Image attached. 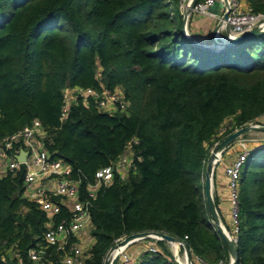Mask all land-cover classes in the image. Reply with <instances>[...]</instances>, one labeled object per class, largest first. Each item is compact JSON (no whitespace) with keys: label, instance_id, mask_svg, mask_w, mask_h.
Segmentation results:
<instances>
[{"label":"trees","instance_id":"1","mask_svg":"<svg viewBox=\"0 0 264 264\" xmlns=\"http://www.w3.org/2000/svg\"><path fill=\"white\" fill-rule=\"evenodd\" d=\"M245 1L264 14V0ZM179 2L0 0V138L39 122L84 191L129 143L135 152L129 176L116 174L94 202L86 264H104L118 238L143 231L175 236L209 264L230 262L205 204V170L229 119L239 128L264 116V34L203 49L185 35ZM76 86L122 90L129 104L110 113L80 98L62 119L63 90ZM23 181V169L0 176V248L20 254L0 252V264H33L28 250L46 230ZM238 206L236 264H264V146L241 170ZM169 256L145 252L138 264H180Z\"/></svg>","mask_w":264,"mask_h":264},{"label":"built area","instance_id":"2","mask_svg":"<svg viewBox=\"0 0 264 264\" xmlns=\"http://www.w3.org/2000/svg\"><path fill=\"white\" fill-rule=\"evenodd\" d=\"M193 1L180 0L179 10L184 15L190 9L187 21L192 13L216 19L217 27L214 37L222 46L226 45L230 38L254 28L264 31V14L255 12L248 5L243 7L242 0H197L194 5ZM216 2L222 4L219 13L210 10ZM224 14H227L226 18ZM63 98L62 119L67 116L71 105L80 98L86 103L91 99L95 100L99 108L110 113L124 110L127 106L120 94L108 88L98 91L93 87H66L63 90ZM226 125L234 127L231 121L226 122L220 129L219 136L222 134L220 132L225 133L229 129H224ZM43 137H45L44 128L39 122H34L0 138V176L23 169L24 197L34 202L46 214V230L43 239L28 250L31 262L33 264H86L90 248L85 251V243L87 240L94 239L91 234V209L94 202L97 201L101 188L109 185L116 174L123 178L129 176L132 168L135 167V152L132 144L129 143L116 160L95 172L94 182L88 184L84 191L82 176L74 178L73 167L69 163L60 158H53L44 144ZM134 142L138 143L137 140ZM250 151L251 148L243 145L240 155L224 168L230 188L231 218L234 227L233 238L229 235L235 244L239 230L238 180ZM22 152H27V155L25 160L20 161L18 156ZM220 157L221 153L217 157V162L221 159ZM63 209L67 210V215L58 221L57 217L62 214ZM126 237H120L115 241L105 256L104 264H138L145 252L159 253L154 243L144 250L139 249L136 253H129L127 250L135 242L147 237L160 240L161 238L155 234L137 238L122 245L121 242ZM9 250L15 257L20 255L19 250L14 251L11 248ZM194 258L200 264H209L198 256Z\"/></svg>","mask_w":264,"mask_h":264},{"label":"water","instance_id":"3","mask_svg":"<svg viewBox=\"0 0 264 264\" xmlns=\"http://www.w3.org/2000/svg\"><path fill=\"white\" fill-rule=\"evenodd\" d=\"M197 0L193 1V5L195 4ZM222 7V4L220 2H216L211 8L210 10L212 12H216L219 13L220 8ZM190 13V9L184 14V32L185 35L189 38L190 35L187 31L186 28V21H187V17L188 14ZM224 17H227V14H224ZM264 34L263 30H260L258 28H254L252 30L246 31L234 38H230L229 42L222 46L221 49L222 50L224 48L230 47L234 44H236L237 42L250 38V37H254V36H258V35H262ZM192 41L193 44L203 48V49H207V50H212V51H218L217 49H212L211 47H208V45L206 44H202L199 43L198 41L194 40V39H190ZM250 131H263L264 132V125H259V124H249V125H245L240 127L239 129H237L236 131H234L232 134L228 135L226 138H224L217 146L216 148L213 150V153L211 154L210 158L208 159L207 165H206V170H205V187H204V196H205V204L207 207V211L208 214L213 222V224L215 225L216 229L218 230V232L220 233L222 239L224 240V243L226 245V247L229 250L230 256H231V263L230 264H236L237 263V249H236V244L235 242L231 239V236L229 235V233H225V231L222 228L221 225V218L219 216V213L217 211L216 205H215V201L213 198V193H212V182H211V174H212V170L214 167V163L212 162L213 158H217L216 156L219 155L221 152H223L228 146H230L236 139H238L239 137H241L242 135L246 134L247 132ZM219 153V154H218ZM27 155V152L24 153L22 152L19 156L18 159L20 161L25 160V157ZM151 234H155L157 235L159 238L167 241V242H179V243H183L184 247L186 248V254L188 256V262L186 264H191V254L190 251L187 247V245L185 244V242H183L182 240H180L179 238L172 236L168 233L165 232H147V231H143V232H137V233H133L128 235L122 242V245H126L129 242L137 239V238H142V237H147V236H151ZM180 264H185V263H180Z\"/></svg>","mask_w":264,"mask_h":264},{"label":"rangeland","instance_id":"4","mask_svg":"<svg viewBox=\"0 0 264 264\" xmlns=\"http://www.w3.org/2000/svg\"><path fill=\"white\" fill-rule=\"evenodd\" d=\"M243 2V7L247 6V2L245 0H242ZM249 6V5H248ZM217 24V23H216ZM185 25L187 26V22L185 23ZM215 33V32H214ZM225 34V33H223ZM189 39H194V36H190ZM196 40V39H195ZM198 41V40H196ZM199 42V41H198ZM213 42H217L216 41V38L214 37V34H213V37L212 39L209 40V42L207 43H203V42H199V43H202V44H211ZM219 43V42H217ZM220 44V43H219ZM119 90V89H118ZM115 91V90H114ZM117 92L118 94H120L122 96V98L126 101L127 103V106L129 104V102L124 98V93L122 90H119V91H115ZM126 106V108H127ZM129 109V108H128ZM128 111V110H127ZM231 119H229L227 121V123H230ZM249 124H259V125H264L263 123H260L258 121H255V122H252V123H249ZM247 124V125H249ZM229 128V129H228ZM240 128V127H239ZM239 128H234L232 127L231 128V125H226L224 129H228L227 131H230L232 130L231 133H229L228 135L232 134L234 131H236L237 129ZM224 131V130H223ZM222 133V134H221ZM221 136L224 134L223 132H220ZM227 135V136H228ZM226 136V137H227ZM225 137V138H226ZM261 139L264 140V132L263 131H250V132H247L246 134L242 135L241 137H239L238 139H236L230 146H228L223 152H221V159L218 160L217 162V158L215 159V163H214V166H216L217 164L220 165V162L222 160H225L226 162H231L232 159L236 158L237 156L240 155L241 151L243 150V145H246L248 148L251 147V150L255 149V145H256V141H260ZM223 140V139H222ZM221 140V141H222ZM220 141V142H221ZM214 143L212 146H210V151H209V156H208V159L210 158L211 154L213 153V150L216 148V146L220 143ZM254 147H253V146ZM219 156V155H218ZM208 159H207V162H208ZM214 159V158H213ZM229 162V163H230ZM207 165V164H206ZM1 175V174H0ZM212 180V178H211ZM230 189V188H229ZM229 202H230V199H229ZM231 204V203H230ZM231 206V205H230ZM218 210V209H217ZM219 213V212H218ZM219 216L221 218V225L223 226V228L227 231V233H229L232 238L234 236V232H233V221H232V218H228L227 220L223 219V217H221L220 213H219ZM228 217V216H227ZM164 241V242H162ZM152 243H154V245H156V247L159 249V252L160 253H165L166 251H168L170 253V256L171 258H173L174 260H176L177 262H182V263H187V254H186V248L184 247L183 244L180 245L179 243V248L177 249L176 248V244L175 243H171V242H167L163 239H155V238H151V237H147V238H144V239H141L137 242H135L134 244H132L131 246H129L127 248L128 252L131 253L133 250H130L131 247H134V245H139V246H143L144 249H146L147 247H149ZM164 243V244H163ZM89 245L91 246V243L88 242L87 240V243H85V251L89 249ZM0 252H4V259H7L8 257L10 259H14V253L11 251V250H6L5 248H0ZM132 253H135V252H132ZM231 263V259H230V262L229 264ZM191 264H200L194 257L191 256Z\"/></svg>","mask_w":264,"mask_h":264},{"label":"crops","instance_id":"5","mask_svg":"<svg viewBox=\"0 0 264 264\" xmlns=\"http://www.w3.org/2000/svg\"><path fill=\"white\" fill-rule=\"evenodd\" d=\"M216 27H217L216 19H214L213 17L205 16V15H197L194 13H192L189 16L186 26L189 35L194 36V39L203 43H207L209 42L210 39H212ZM258 122L264 124V116L261 117L258 120ZM256 142L257 143L255 145V148L264 146L263 139ZM229 162L222 160L220 162V165L217 164L216 166L213 167L211 174L212 193H213L215 205L216 208L218 209L217 211L220 213L221 217H223V219L225 220H227L228 218L231 219V207L229 202L230 189H229L228 179L224 173V168ZM88 242L91 243V246L89 245V248H91L94 243V239H90V241ZM139 249L144 250V247L142 245L141 246L134 245V247H131L130 250H133L132 252L136 253Z\"/></svg>","mask_w":264,"mask_h":264},{"label":"bare ground","instance_id":"6","mask_svg":"<svg viewBox=\"0 0 264 264\" xmlns=\"http://www.w3.org/2000/svg\"><path fill=\"white\" fill-rule=\"evenodd\" d=\"M208 47H211L212 49H217V50H219V49H221V47H222V44H219V43H217V42H213V43H211V44H208ZM219 154V153H218ZM216 157H218V155L216 156ZM215 161V158L214 159H212V162L213 163H215L214 162ZM222 228H223V226H222ZM223 230L225 231V233H227V231L223 228ZM228 234V233H227ZM172 243H175L176 244V248L178 249L180 246H179V242H172ZM180 245H181V243H180ZM187 262H188V258H187ZM186 264V263H185Z\"/></svg>","mask_w":264,"mask_h":264}]
</instances>
